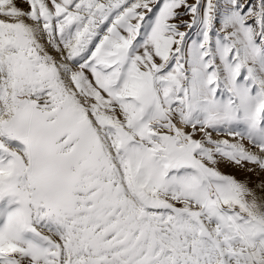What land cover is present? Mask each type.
I'll return each mask as SVG.
<instances>
[{"label":"snow or ice","instance_id":"1","mask_svg":"<svg viewBox=\"0 0 264 264\" xmlns=\"http://www.w3.org/2000/svg\"><path fill=\"white\" fill-rule=\"evenodd\" d=\"M261 173L264 0H0V264H264Z\"/></svg>","mask_w":264,"mask_h":264},{"label":"rangeland","instance_id":"2","mask_svg":"<svg viewBox=\"0 0 264 264\" xmlns=\"http://www.w3.org/2000/svg\"><path fill=\"white\" fill-rule=\"evenodd\" d=\"M190 3L192 2H195V0H189ZM186 20H189L190 17H185ZM184 31H187V29H182ZM194 34V33H193ZM221 170L223 172H226V173H231V174H234L236 176L237 179H240V180H243L245 178V176H252V178L255 180L257 179L256 176H254L253 174L251 173H246L245 171H236L235 169L231 168V167H224V166H221ZM261 177H264V173H261Z\"/></svg>","mask_w":264,"mask_h":264}]
</instances>
